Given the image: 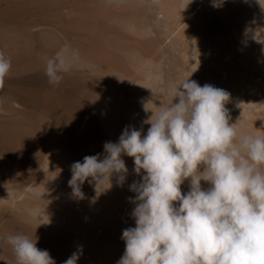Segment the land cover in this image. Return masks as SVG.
<instances>
[{
  "label": "rangeland",
  "instance_id": "1",
  "mask_svg": "<svg viewBox=\"0 0 264 264\" xmlns=\"http://www.w3.org/2000/svg\"><path fill=\"white\" fill-rule=\"evenodd\" d=\"M78 2L0 0V54L11 61L0 82V264H17L11 245L5 242L8 235L38 239L37 247L49 251L56 264L77 251L72 245L78 219L71 211L76 203L68 186L71 165L99 154L102 90L110 95L121 91L127 99L132 94L130 75L142 79L127 57L115 50L139 53L154 68L164 54L169 52L171 58L175 53L162 48V29H156L154 14L146 6L121 10L118 5H105L102 18L100 8L93 7L99 0ZM115 19L149 26L153 37L134 39ZM50 59L57 65L63 62L58 86L50 84L46 75ZM82 191H87V199L95 198L88 182Z\"/></svg>",
  "mask_w": 264,
  "mask_h": 264
},
{
  "label": "clouds",
  "instance_id": "2",
  "mask_svg": "<svg viewBox=\"0 0 264 264\" xmlns=\"http://www.w3.org/2000/svg\"><path fill=\"white\" fill-rule=\"evenodd\" d=\"M223 2L213 0L212 6ZM259 29L251 38L264 44L255 38ZM62 67L47 62L50 84L59 85ZM10 68L0 54V82ZM229 101L226 90L188 78L170 105L161 103L143 122L150 125L146 134L125 127L118 142L104 143L103 155L71 165L70 195L83 200L85 182L97 197L114 178L123 187L129 175L123 157L134 161L141 178L129 186L135 227L122 231L125 250L117 264H264V135L239 134V122H229ZM186 181L189 190L182 192ZM5 242L17 264H56L37 247L38 239L16 234ZM82 253L78 246L63 264H78Z\"/></svg>",
  "mask_w": 264,
  "mask_h": 264
},
{
  "label": "bare ground",
  "instance_id": "3",
  "mask_svg": "<svg viewBox=\"0 0 264 264\" xmlns=\"http://www.w3.org/2000/svg\"><path fill=\"white\" fill-rule=\"evenodd\" d=\"M212 3L213 0H99V5L93 6L100 8L99 13L105 12L101 9L105 5H110L112 8L118 5L121 10L146 6L154 14V20L158 25L156 29H162V48L167 51L173 49L175 52L171 58L169 52L164 54L158 67L154 68L149 58L140 57L139 53L133 55L134 52L115 50L121 56L127 57L126 60L135 70L134 73L137 72L142 79H133L130 75L131 79L127 82L130 84L132 94L127 96V99H124L123 93L118 90L112 95L102 90L100 96L98 95L99 154H104L105 142H118L125 127H135L137 130L143 128L146 134L150 125L143 122L149 119L152 112L160 111L161 103L170 105L175 99L178 88L188 78L195 80L201 86L211 84L230 94V101L225 107L230 116V124L239 122L237 125L239 134L264 135V44L257 43L251 38L252 31L260 28L255 38L264 43V8H262L264 0H224L218 8L213 7ZM90 9L87 10L91 11ZM113 22L116 25L120 24V29L125 28L134 39L153 37L154 32L149 26L131 20L124 23L115 19ZM153 80L159 81L160 84H155ZM149 101L151 103L147 105L148 111H145L143 105ZM106 106L109 109L108 113L105 112ZM123 159L129 169L123 187L119 186L114 178L112 187L99 197L96 193L95 198L92 195L93 200L85 197L83 200L78 199V204L75 199L74 204L73 198V201L70 199L74 206L70 207L71 211L77 213L78 219L72 245L76 249L78 246L83 248L78 264H117L124 253L122 231L127 227H135L131 217L134 205L129 202V197L134 198L135 193L129 190V186L141 178L133 171V159L127 156ZM188 185L189 182L186 181L181 186L182 192L189 190ZM202 185L208 186L204 182ZM109 187L107 183L104 185V188Z\"/></svg>",
  "mask_w": 264,
  "mask_h": 264
}]
</instances>
